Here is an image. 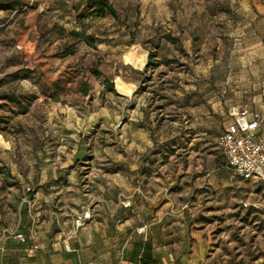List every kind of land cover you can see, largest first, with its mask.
<instances>
[{
	"label": "rangeland",
	"instance_id": "1",
	"mask_svg": "<svg viewBox=\"0 0 264 264\" xmlns=\"http://www.w3.org/2000/svg\"><path fill=\"white\" fill-rule=\"evenodd\" d=\"M86 1L0 0V247L31 233L30 213L75 212V226L97 177L136 158L140 187L166 189L210 264H264V217L242 205L264 187L233 177L217 143L227 107L264 94V55L248 51L264 48V0H110L119 19Z\"/></svg>",
	"mask_w": 264,
	"mask_h": 264
},
{
	"label": "crops",
	"instance_id": "2",
	"mask_svg": "<svg viewBox=\"0 0 264 264\" xmlns=\"http://www.w3.org/2000/svg\"><path fill=\"white\" fill-rule=\"evenodd\" d=\"M248 51L253 53L250 63L264 55V48ZM232 105L263 112L264 94L253 103L230 104L222 131L232 123ZM258 135L264 139V121ZM112 164L110 172L97 177L100 187L92 205L86 207L91 217L83 226H74L70 217L75 212L30 213L26 217L31 220L27 218L23 226L31 224V233H23L24 240L16 236L3 240L0 264H210L208 240L174 214L175 206L166 189L152 192L140 187V180L143 183L148 174L143 170L144 162L117 158ZM165 172L166 168H160L155 174L162 180ZM160 197L166 200L156 203Z\"/></svg>",
	"mask_w": 264,
	"mask_h": 264
},
{
	"label": "built area",
	"instance_id": "3",
	"mask_svg": "<svg viewBox=\"0 0 264 264\" xmlns=\"http://www.w3.org/2000/svg\"><path fill=\"white\" fill-rule=\"evenodd\" d=\"M232 123L218 136V146L223 150L226 164L233 177L246 181L260 182L264 187V139L258 130L264 121V111L250 110L246 105H232L229 108ZM207 135V132L203 133ZM244 208L251 207L261 210L264 217L262 202H244ZM89 211L82 212L75 220V226L81 227L90 219ZM24 240L23 233L15 235ZM37 248V246H35Z\"/></svg>",
	"mask_w": 264,
	"mask_h": 264
},
{
	"label": "trees",
	"instance_id": "4",
	"mask_svg": "<svg viewBox=\"0 0 264 264\" xmlns=\"http://www.w3.org/2000/svg\"><path fill=\"white\" fill-rule=\"evenodd\" d=\"M86 6L91 11V13H93V15H95L98 18L110 15L114 19H119V15H118L114 5L110 2V0H87L86 1ZM5 7H6L5 4H2L0 2V9H5ZM70 36H72L75 40L84 41L86 44L90 45L91 47H96L94 37L91 36V35H87V34H85L82 31L71 30L70 31ZM72 47H73L72 44L66 46L65 49L62 50L60 54L62 56L73 54L74 53V48H72ZM94 73L96 75H99L98 71H95ZM19 74L20 73H16L15 75H19ZM15 75H13V76L17 77V78H15L17 80L27 79L28 78V75H26V74H25V76H15ZM0 84H1V82H0ZM103 84L105 86H107V89L109 91H113L114 90V84H113V82L110 79L103 78ZM80 91L84 95H88V86L86 84H82V86L80 88ZM3 99H5L7 101H10V102H17L18 101L17 97L8 96V95L4 96Z\"/></svg>",
	"mask_w": 264,
	"mask_h": 264
}]
</instances>
